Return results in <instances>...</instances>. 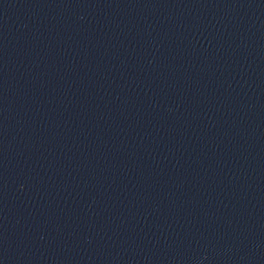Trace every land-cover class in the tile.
<instances>
[{
    "label": "water",
    "instance_id": "obj_1",
    "mask_svg": "<svg viewBox=\"0 0 264 264\" xmlns=\"http://www.w3.org/2000/svg\"><path fill=\"white\" fill-rule=\"evenodd\" d=\"M264 12V0H252Z\"/></svg>",
    "mask_w": 264,
    "mask_h": 264
}]
</instances>
